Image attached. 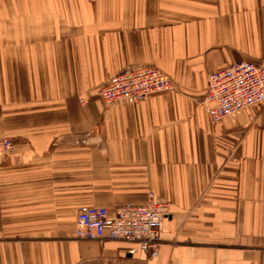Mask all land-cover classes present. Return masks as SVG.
<instances>
[{"label":"crops","instance_id":"1","mask_svg":"<svg viewBox=\"0 0 264 264\" xmlns=\"http://www.w3.org/2000/svg\"><path fill=\"white\" fill-rule=\"evenodd\" d=\"M264 64V0H0V264H264V107L213 122L207 75ZM153 65L176 90L105 105ZM170 204L154 255L79 240L87 207Z\"/></svg>","mask_w":264,"mask_h":264},{"label":"built area","instance_id":"2","mask_svg":"<svg viewBox=\"0 0 264 264\" xmlns=\"http://www.w3.org/2000/svg\"><path fill=\"white\" fill-rule=\"evenodd\" d=\"M174 90L172 78L158 67L130 66L98 87L95 96L112 106L122 101L136 104L160 92ZM202 105L215 123L264 107V64L243 60L210 72ZM13 149L10 139L0 142L1 153L9 154ZM169 211L170 204L153 193L143 205L116 209L87 207L78 214L76 236L79 240L126 243L130 245V255H154L162 242L160 232Z\"/></svg>","mask_w":264,"mask_h":264},{"label":"rangeland","instance_id":"3","mask_svg":"<svg viewBox=\"0 0 264 264\" xmlns=\"http://www.w3.org/2000/svg\"><path fill=\"white\" fill-rule=\"evenodd\" d=\"M4 139H10L11 141H12V143L14 144V141H13V139L12 138H10V137H3V138H1L0 139V142L2 141V140H4ZM15 146V145H14Z\"/></svg>","mask_w":264,"mask_h":264}]
</instances>
